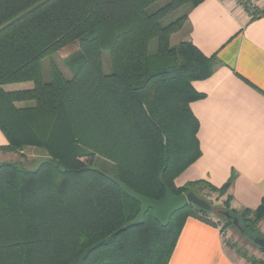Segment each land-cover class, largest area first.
<instances>
[{
  "label": "trees",
  "instance_id": "16d2710c",
  "mask_svg": "<svg viewBox=\"0 0 264 264\" xmlns=\"http://www.w3.org/2000/svg\"><path fill=\"white\" fill-rule=\"evenodd\" d=\"M157 1L0 0V132L7 141L0 152L23 157L35 148L47 156L33 171L0 163V264H168L185 220L218 227L210 218L215 210L222 229L256 238L264 198L255 210L234 211L232 178L220 188L174 185L200 157L189 105L202 95L191 83L210 77L218 62L188 40L171 44L204 0H167L149 12ZM245 9L252 20L264 18V9ZM71 46L75 51L64 58L71 77L51 62L44 76L43 61ZM25 83L32 88L3 89ZM96 158L150 200H160L164 187L175 196L200 198L206 189L226 199L217 209L209 203L210 211L188 205L166 228L148 211L141 226L124 230L140 204L92 168ZM232 249L250 264H264Z\"/></svg>",
  "mask_w": 264,
  "mask_h": 264
},
{
  "label": "crops",
  "instance_id": "0c3cea01",
  "mask_svg": "<svg viewBox=\"0 0 264 264\" xmlns=\"http://www.w3.org/2000/svg\"><path fill=\"white\" fill-rule=\"evenodd\" d=\"M182 31L184 41L206 57L215 55L218 65L210 77L191 83L202 95L189 105L198 123L200 157L174 185L201 181L220 188L232 178L230 209L255 210L264 198V18L252 20L233 0H204L188 12ZM6 145L0 132V148ZM168 264L249 263L227 252L219 227L189 217Z\"/></svg>",
  "mask_w": 264,
  "mask_h": 264
},
{
  "label": "rangeland",
  "instance_id": "374dc122",
  "mask_svg": "<svg viewBox=\"0 0 264 264\" xmlns=\"http://www.w3.org/2000/svg\"><path fill=\"white\" fill-rule=\"evenodd\" d=\"M260 1L259 0H254L255 4H258ZM261 2H263V5H261ZM260 5L258 4V10L264 6V1H261ZM167 3V0H159L153 5L150 6L149 12H154L157 9L163 7ZM184 12V9H179L177 12L173 13L171 16H169L166 20L165 23H169L173 21L175 18L179 17L182 15ZM185 39V32L180 31L177 34H175L171 40L172 45L178 44L180 41H184ZM155 48V44H151V51H153ZM75 51V48L73 46L68 47L66 50L62 51L61 53H57L53 55L49 60L43 61V75L47 76V71H48V65L49 63H53L56 65V67L62 72L63 76L67 79L71 77L68 69H67V63L64 61V58L68 56L69 54L73 53ZM102 64H103V70L106 74L110 72V64H109V56L107 51L102 52ZM42 68V70H43ZM10 90H18L20 89L19 85H9L7 87ZM23 157L19 155H12V154H0V163L2 162H14V161H19L26 169L33 171L38 168V166L47 161V156L46 154L39 149L35 148H26L22 151ZM93 169L98 170L99 172H105L107 174H112L113 173V167L109 163H105V161L96 158L94 164H93ZM199 197L206 201L208 204L210 203L211 206L215 209L222 207V203L225 201L226 197H221L218 195V193H213V192H208L206 189L203 191L198 192ZM217 210L212 213L210 218L219 224V228L222 230L225 246L227 249V252L231 254L233 257H235V252L232 249V246H237L242 252L244 251L248 257H251L254 260L257 261H262L264 260V253L260 251V248L256 246L253 243V240L248 239L246 235H250L253 237L252 232H247L245 237L241 235L234 227H228L224 228L223 223L221 221V218L218 217L217 215ZM257 232V236L255 239H263L264 240V219H262L254 229ZM238 256V255H237ZM241 258V257H240ZM245 260V259H244ZM250 264V263H249Z\"/></svg>",
  "mask_w": 264,
  "mask_h": 264
},
{
  "label": "water",
  "instance_id": "95a60500",
  "mask_svg": "<svg viewBox=\"0 0 264 264\" xmlns=\"http://www.w3.org/2000/svg\"><path fill=\"white\" fill-rule=\"evenodd\" d=\"M104 178L109 180L111 183L115 184L121 191H123L128 197L133 199L135 202L140 204L139 212L136 218L124 225V230L141 226L144 223V216L148 211H151L153 214L154 220L162 227L166 228L169 225L171 217L177 212L181 211L188 205L195 206L198 209L210 211L211 208L208 203L200 198H198L193 193L181 194L179 196H175L169 191L166 187H164V196L158 200H150L145 197H142L129 188H127L124 184L120 183L113 176L105 173L99 172ZM160 182L162 183L161 177ZM227 217V215H224ZM233 224L236 226V221H233ZM253 243L259 248H264V240L263 239H254Z\"/></svg>",
  "mask_w": 264,
  "mask_h": 264
},
{
  "label": "built area",
  "instance_id": "2783aa9c",
  "mask_svg": "<svg viewBox=\"0 0 264 264\" xmlns=\"http://www.w3.org/2000/svg\"><path fill=\"white\" fill-rule=\"evenodd\" d=\"M233 1L236 2L238 5L242 6L244 9L248 8L250 12L254 11L255 9L258 10L259 3L255 4L254 0H233Z\"/></svg>",
  "mask_w": 264,
  "mask_h": 264
}]
</instances>
